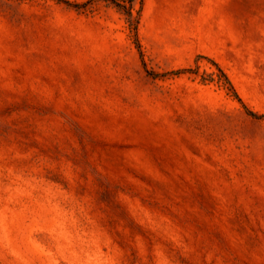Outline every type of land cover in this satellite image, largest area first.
Here are the masks:
<instances>
[{"label": "rangeland", "instance_id": "rangeland-1", "mask_svg": "<svg viewBox=\"0 0 264 264\" xmlns=\"http://www.w3.org/2000/svg\"><path fill=\"white\" fill-rule=\"evenodd\" d=\"M68 1L0 0V264H264V0Z\"/></svg>", "mask_w": 264, "mask_h": 264}, {"label": "trees", "instance_id": "trees-1", "mask_svg": "<svg viewBox=\"0 0 264 264\" xmlns=\"http://www.w3.org/2000/svg\"><path fill=\"white\" fill-rule=\"evenodd\" d=\"M62 1H64V2H66V3H70L68 0H62ZM108 1H112L113 3H115V5L119 8V9H121V10H123L126 14H128V16L129 17H131V18H133V10H134V1L135 0H108ZM141 4H142V6H143V4H144V0H141ZM142 8V7H141ZM141 11V9L139 10V12ZM139 20H140V18L138 17V19L136 20V24L139 22ZM135 21V20H134ZM134 24V23H133ZM222 71V70H221ZM222 73H224L223 71H222ZM224 75L226 76V79H228V77H227V75L224 73ZM229 81V83H230V85H231V88H232V90L234 91V93L237 95V97H239L238 96V94H237V92H236V90H235V88H234V86L232 85V83L230 82V80H228Z\"/></svg>", "mask_w": 264, "mask_h": 264}]
</instances>
